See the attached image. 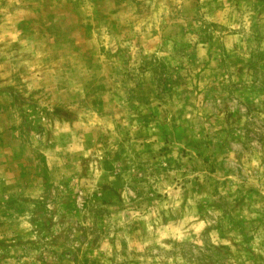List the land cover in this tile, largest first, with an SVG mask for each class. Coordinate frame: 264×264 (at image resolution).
I'll list each match as a JSON object with an SVG mask.
<instances>
[{"label":"rangeland","instance_id":"1","mask_svg":"<svg viewBox=\"0 0 264 264\" xmlns=\"http://www.w3.org/2000/svg\"><path fill=\"white\" fill-rule=\"evenodd\" d=\"M0 264H264V0H0Z\"/></svg>","mask_w":264,"mask_h":264}]
</instances>
